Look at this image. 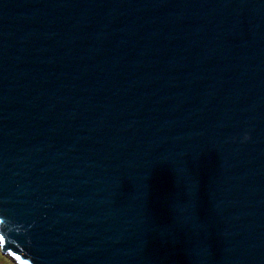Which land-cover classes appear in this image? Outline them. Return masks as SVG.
I'll return each mask as SVG.
<instances>
[{"label":"water","instance_id":"obj_1","mask_svg":"<svg viewBox=\"0 0 264 264\" xmlns=\"http://www.w3.org/2000/svg\"><path fill=\"white\" fill-rule=\"evenodd\" d=\"M0 252L264 264V0H0Z\"/></svg>","mask_w":264,"mask_h":264},{"label":"crops","instance_id":"obj_2","mask_svg":"<svg viewBox=\"0 0 264 264\" xmlns=\"http://www.w3.org/2000/svg\"><path fill=\"white\" fill-rule=\"evenodd\" d=\"M0 264H18V263L15 260H13L10 256L3 255L0 252Z\"/></svg>","mask_w":264,"mask_h":264},{"label":"clouds","instance_id":"obj_3","mask_svg":"<svg viewBox=\"0 0 264 264\" xmlns=\"http://www.w3.org/2000/svg\"><path fill=\"white\" fill-rule=\"evenodd\" d=\"M246 139H247V137H246Z\"/></svg>","mask_w":264,"mask_h":264}]
</instances>
